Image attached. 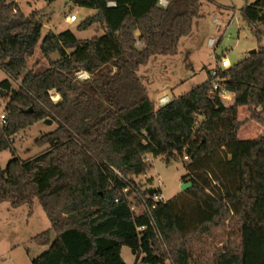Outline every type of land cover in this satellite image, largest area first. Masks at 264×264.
<instances>
[{
    "label": "trees",
    "instance_id": "16d2710c",
    "mask_svg": "<svg viewBox=\"0 0 264 264\" xmlns=\"http://www.w3.org/2000/svg\"><path fill=\"white\" fill-rule=\"evenodd\" d=\"M72 1L95 10L77 30L97 25L101 32L81 39L70 29L47 31L39 49L49 65L34 72L26 71L27 58L42 24L36 12L0 0V67L20 80L16 89L0 82V96L8 97L0 151L13 152L14 135L34 123L57 124L35 139L46 145L42 152L26 160L12 153L0 165V202L31 208L37 200L50 222L31 237L47 246L31 264H126L122 246L144 264H264V135L239 138L237 117L240 106L264 110V44L217 68L218 90L208 70L203 82L155 107L137 71L153 55L177 53L202 0ZM240 13L260 43L264 0ZM80 70L89 78L77 79ZM220 89L233 94L232 104ZM148 155L182 159L181 181L191 182L151 210L154 224L133 215L120 193L152 167Z\"/></svg>",
    "mask_w": 264,
    "mask_h": 264
},
{
    "label": "rangeland",
    "instance_id": "374dc122",
    "mask_svg": "<svg viewBox=\"0 0 264 264\" xmlns=\"http://www.w3.org/2000/svg\"><path fill=\"white\" fill-rule=\"evenodd\" d=\"M15 1L25 15L36 12L42 24L41 38L33 53L27 58L26 71L39 72L48 67V59L39 49V44L47 31L58 33L70 29L81 39L90 38L101 32L97 25L86 30H77V25L87 16L94 14L95 10L78 6L72 0ZM252 1L216 0L219 4L217 7L215 3L202 0L200 15L194 19L191 32L179 40L177 53L153 55L146 64L139 67L137 73L155 107H158L159 96L167 94L171 99L203 82L207 78L208 70L219 67L221 56H226L233 64L249 55V51L256 50L259 44H264V39L259 43L253 36L240 13V9ZM73 13L77 16L76 21L67 22L66 16ZM262 28L259 25V29ZM209 38L214 40L212 47L208 45ZM137 45L142 46L139 42ZM57 57L56 53L51 54V58ZM4 79L10 80L12 88L18 87L20 80L10 79L0 67V82ZM55 92L58 98L51 99L53 102L60 100L59 93L56 90ZM222 96L225 105L233 103L232 93L227 92ZM225 96H229L230 99H225ZM7 100V96H0V110ZM237 117L242 121L238 131L239 138L249 139L264 135V110L261 106H240ZM43 120L14 135L13 152L9 149L0 151V165L3 168L12 153L26 160L46 148V145H38L35 139L55 129L57 124L52 120V123L47 125ZM148 157L152 167L145 173L134 176L136 189L142 193L146 188L159 187L165 199L180 192L181 183L186 182L181 181V177L186 174L183 160L165 162L161 156ZM158 179L161 180L160 185ZM49 227V219L37 200H34L31 208L27 204L12 207L7 201L0 202V264H31V260L47 248L31 241V237ZM50 235L53 237V232ZM161 244L167 249L163 240ZM221 246L222 244H219V247ZM120 254L126 264H144L127 246L121 247ZM166 263L172 264L171 258H168Z\"/></svg>",
    "mask_w": 264,
    "mask_h": 264
},
{
    "label": "built area",
    "instance_id": "2783aa9c",
    "mask_svg": "<svg viewBox=\"0 0 264 264\" xmlns=\"http://www.w3.org/2000/svg\"><path fill=\"white\" fill-rule=\"evenodd\" d=\"M160 3L162 5H165L167 3L166 0H160ZM77 16L73 13V14H69L66 16V21L71 23L76 21ZM208 45L209 46H213L214 45V40L212 38H209L208 40ZM230 61L226 56H222L221 59H219V64H218V68H225L228 67L230 65ZM85 73H87V75H85ZM219 75L216 74V69H212L211 70V77H212V84H213V89L214 90H218L219 89V84L221 81V77H218ZM76 77L79 79H87L89 78V73L84 71V70H80L76 73ZM49 96L52 100H55L58 98L56 92L54 89H49ZM220 96L223 97L222 95H224L225 93H227L225 90L220 89L219 91ZM170 100L168 95H162L160 97H158L157 99V106H162L164 104H166L168 101ZM6 124V112L4 110V107L0 110V125H5ZM184 160H187L188 157L184 156L183 157ZM150 158L147 156L145 157V161H149ZM161 180L158 179V185H160ZM153 190L152 193L149 192V190ZM145 190L146 193H141L139 192L136 187L133 188L130 191V187L126 186L123 187L120 191L121 195L126 199L129 208L132 212L133 215H142L145 214L151 221V224L153 223V217L151 214V210L153 208H155L160 202H164L166 199L164 198L162 192L160 191L159 187H150V188H146ZM119 197L115 198V201H118ZM136 229L142 230L144 229V226H138L136 227Z\"/></svg>",
    "mask_w": 264,
    "mask_h": 264
},
{
    "label": "water",
    "instance_id": "95a60500",
    "mask_svg": "<svg viewBox=\"0 0 264 264\" xmlns=\"http://www.w3.org/2000/svg\"><path fill=\"white\" fill-rule=\"evenodd\" d=\"M255 51H256V50L253 49V50L249 51V54H253ZM1 93H3V89L0 88V94H1ZM43 123H44V124H47V125H50V124L52 123V120L49 119V118H45V119L43 120ZM190 185H191V182H189V181H188V182H182V183H181V186H180V191H184V190H186L188 187H190ZM149 192L152 193L153 190L151 189V190H149Z\"/></svg>",
    "mask_w": 264,
    "mask_h": 264
},
{
    "label": "crops",
    "instance_id": "0c3cea01",
    "mask_svg": "<svg viewBox=\"0 0 264 264\" xmlns=\"http://www.w3.org/2000/svg\"><path fill=\"white\" fill-rule=\"evenodd\" d=\"M15 1V0H14ZM215 4H216V6L218 7L219 6V4H217L216 2H215ZM19 7V6H18ZM212 70V69H211ZM165 86H167V84L165 85ZM167 95V94H166ZM162 96V95H161ZM160 97V96H159ZM225 99H230L229 98V96H225Z\"/></svg>",
    "mask_w": 264,
    "mask_h": 264
},
{
    "label": "clouds",
    "instance_id": "9594fccd",
    "mask_svg": "<svg viewBox=\"0 0 264 264\" xmlns=\"http://www.w3.org/2000/svg\"><path fill=\"white\" fill-rule=\"evenodd\" d=\"M85 75H87V73H85Z\"/></svg>",
    "mask_w": 264,
    "mask_h": 264
}]
</instances>
